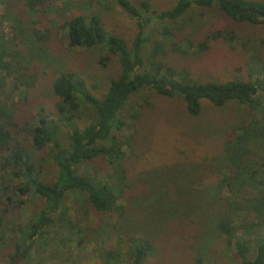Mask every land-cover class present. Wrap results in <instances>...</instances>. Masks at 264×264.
<instances>
[{
	"label": "trees",
	"instance_id": "1",
	"mask_svg": "<svg viewBox=\"0 0 264 264\" xmlns=\"http://www.w3.org/2000/svg\"><path fill=\"white\" fill-rule=\"evenodd\" d=\"M8 2L0 0L6 13L0 14V248L7 264L40 259L53 244L82 250L102 235L115 241L101 249L98 264H161L168 255L181 264H205L211 260L212 240L219 237L235 253L236 264H264V41L224 30L196 43L184 39L182 47L171 44L179 55L205 52L216 40L245 49L246 77L224 82L182 75L173 63L158 58L167 53L166 43L154 41L151 53L143 52L144 27L153 17L175 22L193 8H214L234 22L264 26V0H174L161 11L141 0L146 19L129 0H111L136 19L138 33L130 47L108 32L96 14L75 15L58 25L68 46L101 49L107 54L100 58L103 64L115 57L117 77L97 98L76 73L62 72L52 85L58 100L55 117L38 114L23 120L14 97L33 86L35 74H28L27 59L16 47L26 28L7 39L2 33L3 21L12 19ZM50 6L51 0H25L31 38L46 41L51 35L36 18L49 13ZM162 34L169 42L171 34ZM145 90L181 102L176 113L165 112L167 122L189 129L182 141L219 139L220 156L155 166L129 182L132 160L137 162L147 149L138 128L147 119L146 108L153 107L144 99L130 111L129 102ZM204 102L229 106L232 112L220 120H202L207 117ZM47 164L52 172H46ZM209 177L216 183L209 184ZM29 195L41 201L40 209L20 221V207ZM75 195L85 213L107 217L110 226L102 219L98 229L81 227L67 205Z\"/></svg>",
	"mask_w": 264,
	"mask_h": 264
},
{
	"label": "rangeland",
	"instance_id": "2",
	"mask_svg": "<svg viewBox=\"0 0 264 264\" xmlns=\"http://www.w3.org/2000/svg\"><path fill=\"white\" fill-rule=\"evenodd\" d=\"M129 1L136 8L141 18H149V15L144 13L140 7L141 0ZM173 2L174 0H149L151 9L154 11L168 9ZM7 5L11 10L8 13L11 14L12 19L8 22L4 20L2 23L4 38H11L14 34L19 33L20 28H26L27 31L21 36L20 41L15 42H18L16 44L17 50L27 59L30 69L28 74H35L33 86L27 89L26 92L22 91L14 97L15 102L20 106L19 119L21 120L30 116L33 118L38 114L50 118L55 117V104L58 100L53 93L52 85L56 77L62 72L76 73L84 80L89 91L97 98L105 93L109 81L117 77L118 63L115 57L103 64L100 58L107 54L101 49L69 47L63 32L59 31L58 28L61 22L78 14H96L103 22L105 29L122 37L129 47L138 33L136 19L124 13L111 0L106 3L103 0H51L49 13L36 15V18L41 20L40 26L49 28L51 35L46 41H38L30 37L29 29L26 27L28 21L25 0H9ZM4 9L5 7L2 4L0 14L5 13ZM51 21L55 22L54 25ZM164 30H167L172 36L168 38L169 42L164 39V34H162ZM224 30L235 31L239 33L240 38H242V34H249L248 37L252 40L259 37L260 40L264 41L263 25L253 26L234 22L214 8H193L175 22L151 18L144 27L146 43L143 52L146 55L150 54L154 41L161 42L163 45L166 43L164 48H166L167 53L165 55L164 51L159 53L158 58L163 62L164 60L170 61L182 75L197 82L211 80L224 82L230 79H243L246 77V50L237 45L230 46L221 40H216L210 43L209 50L198 53L193 49L187 51L188 54L186 55H179L171 49L172 43L182 47L184 39L196 43L202 41L210 33ZM151 94V91H141L134 95L129 102L130 111L137 110L138 105L144 99L153 103L152 109L146 108L145 115H147V119L138 128L146 136L147 149H144L143 156L137 162L132 160L131 165L134 167L129 182L134 183L135 174L148 171L155 166L163 168L165 164L180 162H209L212 158L220 156L221 144L219 139L212 138L204 142L182 141L181 137L185 136L182 134H185L189 129L186 126H176L165 119V112L168 110L174 111L173 109H175L174 112L176 113V109L182 107L181 102L171 99L165 100L164 97ZM23 96L25 100H23ZM204 106L203 113L207 114V117L202 120H220L232 112L228 108L229 106L213 108L207 102H204ZM169 107L170 109H168ZM87 113L88 111L86 116ZM36 119L37 117H35ZM193 123L195 124V122ZM133 138L137 139L136 146L140 147V136L135 134ZM27 141L29 142L28 139ZM46 166V172H52V167L49 164ZM102 169L106 170L104 164H102ZM216 180L217 178L209 177L207 182L213 185ZM27 197L25 198V204L23 203L20 207V221L24 220L30 213L38 212L41 206V201L37 197L35 198L33 195ZM81 202L80 196L77 195L67 199L71 215L78 219L81 227L85 229L96 227L98 229L102 219L105 224L110 221L103 215L96 216L91 210L85 213ZM109 230L110 227L106 228V232ZM84 233L87 234L86 231ZM113 241H115V237L112 236L108 241L107 235H102L99 241L90 240L82 250L64 249L53 244L42 255L43 258L38 259L36 257V259H33L31 257V261L27 264H98L99 252L101 249L113 244ZM226 246L224 240L220 237L212 240L211 260L206 261L205 264H236L238 260L235 253L231 250L227 251ZM32 251L31 254L35 255L37 250ZM4 254L5 251L0 248V264L8 263ZM167 261L161 264H181L175 260L173 261V257L169 255ZM147 264H158V261L150 260Z\"/></svg>",
	"mask_w": 264,
	"mask_h": 264
}]
</instances>
